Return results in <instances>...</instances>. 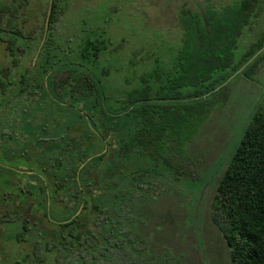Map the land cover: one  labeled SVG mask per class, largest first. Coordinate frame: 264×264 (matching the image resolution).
Instances as JSON below:
<instances>
[{"label": "trees", "instance_id": "1", "mask_svg": "<svg viewBox=\"0 0 264 264\" xmlns=\"http://www.w3.org/2000/svg\"><path fill=\"white\" fill-rule=\"evenodd\" d=\"M57 1L51 4L49 32L64 15ZM28 2L0 0V46H5L11 58L0 67V107L12 100L18 101L17 106L24 105L23 100L28 105L38 101L43 111L41 101L49 93L60 99V105L49 113L51 118L40 130L30 128L29 136L35 145L30 144L33 154L29 152V162L48 169L50 185L49 197L42 183L31 187V195L41 196L37 190L40 188V205L54 212L58 220L57 214L66 204L60 201L56 184L80 180L90 197L84 205L85 212H96L98 226L102 227L109 225L113 212V226L118 228L115 234L119 236L129 217L133 222L128 225L129 243L136 251L143 250L134 199L142 190L151 191L153 177L161 179L173 171H191L185 147L199 136L217 96L232 79L242 76L253 80L258 74L264 60V29L255 37L250 33L264 11V0H240L222 8L209 6L200 12L184 7L178 19L181 46L171 64L139 76L137 83L127 81L114 88L96 74L98 62L108 48L106 42L89 38L79 45L77 60L58 64V59L51 63L56 56L51 51L57 45H51L41 35L46 25L38 32L39 57L33 69L25 66L22 72H15L27 42L38 39L34 36L36 30L29 25ZM242 36L254 38L238 52ZM41 111L37 114L44 112ZM23 114L28 115L29 110ZM59 116L62 119H57ZM8 136L0 138L5 150L12 140ZM24 153L28 156L27 150ZM160 165L162 172L158 171ZM82 204L79 202L73 211L77 212ZM101 215L105 216L102 220ZM212 220L231 249V264H264V109L252 117L218 182ZM75 225L78 224L66 227ZM139 256L142 258V254ZM140 258L129 253L130 264H141ZM157 260L152 257L147 262H182L179 257L175 263L170 255L164 261Z\"/></svg>", "mask_w": 264, "mask_h": 264}, {"label": "rangeland", "instance_id": "2", "mask_svg": "<svg viewBox=\"0 0 264 264\" xmlns=\"http://www.w3.org/2000/svg\"><path fill=\"white\" fill-rule=\"evenodd\" d=\"M52 1L29 0V25L36 30L34 36L38 39L27 42L28 47L21 54L22 63L15 68V72L35 65L39 57L38 32L40 27L46 25V32L41 35H45L44 40L51 45H57L51 51L56 55L51 63L58 59L61 60L58 64L77 60L79 45L89 38L106 42L108 48L98 62L96 74L114 88L121 87L127 81L137 83L139 76L157 66L171 64L181 46L182 28L178 19L184 7L200 12L209 6L222 8L240 0H58V9L64 11V15L58 18L49 32L47 21ZM263 29L264 11L250 34L255 37ZM253 36H242L238 52L245 49ZM10 60L5 46L1 45L0 67ZM55 96L49 93L42 98L44 112L40 110L38 101L30 102L31 105L25 100L21 101L28 106V116L19 111L15 113L13 108L12 123L17 128V137L14 136L15 139L8 145V151L5 150L6 145L0 144V161L3 164L19 166L26 163L17 160L18 154L27 150L26 157H29V152L32 153L30 144L35 145V141L29 136L30 128L33 126L38 131L51 118L49 113L60 105V99ZM261 109H264V60L253 80L236 77L217 96L215 108L199 136L185 147L190 159L187 166L191 171L186 169L180 174L173 171L161 179L153 177L151 191L138 193L134 199L137 210L134 216L137 217L135 221L144 244L140 253L129 241H124V248L130 255L138 259L142 254L141 264H148L147 260L152 257L158 262L164 261L167 255L173 257L175 263L180 257L181 264H231V249L212 220V204L218 182L252 117ZM39 111L43 113L37 114ZM28 121L32 123L31 126ZM162 169V165L158 166V171L162 172ZM1 173L5 175L7 172ZM2 186L11 190L2 182L0 195ZM126 220L124 226H132L133 222L129 218ZM18 225L10 231L11 235L7 233L1 236L4 241L0 242V264L15 263L10 248L17 246L15 234L22 231L20 222ZM28 249L23 254L29 252Z\"/></svg>", "mask_w": 264, "mask_h": 264}, {"label": "flooded vegetation", "instance_id": "3", "mask_svg": "<svg viewBox=\"0 0 264 264\" xmlns=\"http://www.w3.org/2000/svg\"><path fill=\"white\" fill-rule=\"evenodd\" d=\"M18 104V101L12 100L0 107V138L2 135H9L8 138L13 140L16 136L17 128H14L12 123L11 112L13 108L15 113L18 111L20 113L21 109L23 113L29 110L23 109L25 105L17 106ZM23 113L21 114L24 115ZM21 122L23 123L24 120ZM31 124L28 121V125ZM12 140H9V144ZM4 144L5 142H2L1 145ZM18 156L17 160L21 159L26 163L13 166L5 165L0 161V183L3 182V185L11 188L8 191L7 187L2 186L0 195V242L4 241L2 235L7 233L11 235L10 231L18 225V222L22 230L15 234L16 248H10L13 251L10 252L11 257L15 258L13 264L24 262L25 264H130L129 252L124 248V241H130V227H122L121 236L116 235L115 231H118V228L113 226V212L109 225L98 226L96 212L84 210V205L90 197H87L80 180L76 183L67 181L63 185L56 184L59 199L63 205L66 204V208L57 214L60 219L56 220L55 213L45 210L39 203L43 191L39 188L37 190L41 196H34V193L32 196L30 190L34 184L38 187L42 183L46 186L49 197L48 169L39 163L31 164L26 153H20ZM4 169L9 170V173L3 175L1 172L5 171ZM33 176L40 179L35 180ZM79 202L83 204L77 212H74L73 209ZM65 217L70 218L65 219ZM99 217L102 220L105 216ZM74 222L78 225L66 227V224ZM88 223L90 226H81ZM27 247L30 248L29 252L23 254ZM21 254L23 256L18 258Z\"/></svg>", "mask_w": 264, "mask_h": 264}, {"label": "crops", "instance_id": "4", "mask_svg": "<svg viewBox=\"0 0 264 264\" xmlns=\"http://www.w3.org/2000/svg\"><path fill=\"white\" fill-rule=\"evenodd\" d=\"M23 167V166H22ZM23 168H25V167H23Z\"/></svg>", "mask_w": 264, "mask_h": 264}]
</instances>
